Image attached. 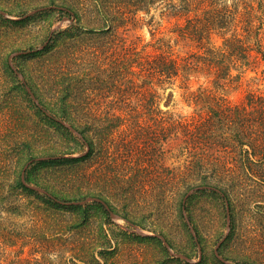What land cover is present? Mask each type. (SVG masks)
<instances>
[{
  "label": "rangeland",
  "instance_id": "1",
  "mask_svg": "<svg viewBox=\"0 0 264 264\" xmlns=\"http://www.w3.org/2000/svg\"><path fill=\"white\" fill-rule=\"evenodd\" d=\"M74 3L83 18L76 23L67 12L43 9L68 7L64 0H0V194H19L26 204L34 203L36 212L21 209L22 215H14L16 199L9 197L0 203V222L5 220L7 229L15 222L29 225L20 231L36 218L72 228L86 222L74 229L79 232L75 237L118 248L117 264L167 254L175 264H179L175 254L187 256L189 263L203 256L204 264H219L215 250L222 240L220 255L229 263L264 264L260 169L242 163L239 156H189L188 136L179 124L200 120L210 105H240L249 91L264 92V62L248 71L242 84L220 87L213 77L200 76L191 79L189 88L181 79L151 88L146 73L139 78L135 74L141 71L137 60L145 64L159 54L180 58L223 44L224 36L217 31L202 43L180 36L190 18L207 20V9L182 15L172 2H158L123 27L89 33L83 6ZM20 52L27 54L16 55ZM65 112L77 126L88 129L87 141L70 130ZM62 157L84 158L49 159ZM77 175L81 180L74 179ZM206 176L212 184L223 183L231 204L230 224L222 189H191L186 199L188 187ZM19 181L63 202L98 197L111 210L93 201L59 208L43 197L48 195L25 191ZM101 228L109 235V245ZM137 236L158 240L141 241ZM26 242L11 247L0 239V261L64 264L75 254L69 243Z\"/></svg>",
  "mask_w": 264,
  "mask_h": 264
},
{
  "label": "trees",
  "instance_id": "2",
  "mask_svg": "<svg viewBox=\"0 0 264 264\" xmlns=\"http://www.w3.org/2000/svg\"><path fill=\"white\" fill-rule=\"evenodd\" d=\"M65 1L68 7H64L66 10H62V12L71 14L75 23L83 20V18H80L79 10L75 9L74 1L81 3L86 15L84 18L90 27L87 30H90L89 33L97 29L111 31L114 28L123 27L127 25L130 19L137 16L139 11L148 13L158 2H172V8H178L180 10L179 13L181 14L182 12V15L207 9L204 13L208 15V19L190 18L187 20V26L180 29V36L202 43L205 39H210L213 31H217L224 36L223 44L220 47H208L203 52H192L180 58L159 54L149 57L145 64L137 60L136 63L141 68V71L135 74L139 78L142 76L141 72L146 73L147 84L151 88L155 86V83L173 85L178 79L185 82L186 88H189L188 84L191 79L200 76L213 77L215 83L220 87L236 83L242 84L248 71L256 69L264 62V0H232L233 3L231 5H228L224 0ZM206 4H209L210 10L205 6ZM180 6L181 8H179ZM130 14L133 16H130ZM240 28L242 32L239 31ZM233 71L238 73L233 75ZM63 90L67 91L69 89L64 88ZM198 90L204 89L200 87ZM207 109V115L201 116L200 120L193 123L179 122L188 136L187 153L189 156H239V161H243L242 163L256 164L260 169V174L258 175L261 179L264 178V92L251 90L247 93L245 101L240 105L232 106L231 104L220 102L216 106L210 105ZM65 114L67 119L71 120V126L81 135L83 140L87 141L86 134L88 129L77 126L75 120L70 117L69 112H65ZM53 119L56 120V118ZM60 123L62 124V122ZM171 126L174 127L175 124L171 123ZM83 158L62 157L57 158L56 162H80ZM74 179L81 180L80 175L75 176ZM19 184L25 191L38 194L22 183V181H19ZM221 184L223 183L212 184L206 176L196 186H189L185 191V195L196 187L212 185L222 189V195L228 205H231ZM225 187L227 189V186ZM9 197L16 199V206L11 209L14 215H22L23 210L21 209L36 213L33 208L34 203L29 201L26 204L19 197V194L5 196L4 193H1L0 203H4ZM43 197L54 206L67 208L56 197L59 201L48 196ZM33 216L36 215L33 214ZM11 224L13 229H7L9 225L5 224V220L0 222V239L7 246L13 247L19 243L24 246L28 244L27 240L29 242H39L41 239L46 241V243L51 242L52 245H58L59 242L63 245H68L69 243L72 245L75 254L71 258L64 260V264H117L118 248L100 246V243L94 239L75 237V235H79V232L75 233L74 229L83 228L87 225L86 222L74 224L72 228L54 219L41 220L36 218L32 220L30 227L23 229V231H20L19 227L24 228L29 225H18L16 222ZM101 231L105 234L103 237L105 242L108 241L109 245V235L102 228ZM65 235L68 237L65 238ZM137 238L141 241L158 240L157 236H137ZM195 243L196 247L199 248V242L195 241ZM100 247H102V250H98ZM172 260L174 258L167 254V257L157 260L153 258L150 260L136 258L132 264H175ZM178 262L179 264H204V258L201 256L200 261L197 263H189L188 260L178 258ZM0 264H3V262L0 261ZM219 264L225 263L219 261Z\"/></svg>",
  "mask_w": 264,
  "mask_h": 264
},
{
  "label": "water",
  "instance_id": "3",
  "mask_svg": "<svg viewBox=\"0 0 264 264\" xmlns=\"http://www.w3.org/2000/svg\"><path fill=\"white\" fill-rule=\"evenodd\" d=\"M43 9H59V10H66V8H64V7H59V6H52V7H49V8H43ZM47 43H49V41L47 42ZM23 54H27V52H20V53H18V54H16V55H23ZM18 74H20V73H18ZM27 89L29 90V92L31 93V90H30V88L29 87H27ZM31 95H32V97L34 98V100H36V97L31 93ZM49 117H51V118H54L52 115H50L47 111H44ZM56 120H58V119H56ZM59 122H62L63 124H64V122L63 121H61V120H58ZM69 128H70V130H72V131H76L72 126H68ZM49 159H57V158H49ZM27 168H28V165L25 167V169H24V171H23V182L25 183V175H26V170H27ZM26 184V183H25ZM28 187L30 188V189H32V190H34V191H38V192H41V193H44V194H46V195H48L49 197H51V198H53V199H55L56 201H59L58 199H56L52 194H50L48 191H46V190H44V189H42V188H39V187H35V186H29L28 185ZM195 190H213V191H219L217 188H215V187H213V186H200V187H198V188H195ZM220 192V191H219ZM188 196H189V194L187 195V197H186V199L188 198ZM89 201H93V202H97V203H99V204H102L103 206H105L106 208H107V210H111L110 209V207H109V205L105 202V200H103V199H101V198H98V197H89V198H87L86 200H83V201H77V202H62V201H59V202H61L62 204H65V205H84L85 203H87V202H89ZM184 203H186V200H185V202ZM227 213H228V223L230 224V221H231V213H230V207H229V205H227ZM111 214L114 216V213L111 211ZM188 223H189V221H188ZM190 224V226H191V223H189ZM163 239V241H164V243H165V245L168 247V248H170V246H169V244H168V242L164 239V238H162ZM197 241V240H196ZM225 240H222L219 244H218V246H217V248H216V250H215V254H216V256L219 258V260L220 261H222L223 263H226V264H231V263H229L225 258H223L221 255H220V246L223 244V242H224ZM199 248H200V245H199ZM202 253V252H201ZM177 257H179V258H182V259H185V260H188L189 261V258L187 257V256H185V255H183V254H175ZM238 264H241V263H238Z\"/></svg>",
  "mask_w": 264,
  "mask_h": 264
}]
</instances>
